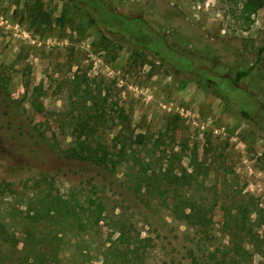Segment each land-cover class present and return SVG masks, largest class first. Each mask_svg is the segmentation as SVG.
I'll return each instance as SVG.
<instances>
[{
  "label": "rangeland",
  "instance_id": "374dc122",
  "mask_svg": "<svg viewBox=\"0 0 264 264\" xmlns=\"http://www.w3.org/2000/svg\"><path fill=\"white\" fill-rule=\"evenodd\" d=\"M114 9L131 35L67 2L0 0V264L130 259L120 231L138 264H230L249 247L244 232L229 243L238 209L264 264V8L246 30L231 0ZM79 112L113 168L64 157ZM188 198L209 229L187 223Z\"/></svg>",
  "mask_w": 264,
  "mask_h": 264
},
{
  "label": "trees",
  "instance_id": "16d2710c",
  "mask_svg": "<svg viewBox=\"0 0 264 264\" xmlns=\"http://www.w3.org/2000/svg\"><path fill=\"white\" fill-rule=\"evenodd\" d=\"M60 2H67L71 4L74 8L82 9L86 12L89 20L91 23L95 25H100L102 28L109 29L113 27L111 30H107L110 33H121L122 31L125 32L124 35L127 37L131 35L125 31L122 26L124 22H127L128 19L125 16L120 15L119 13L115 12L117 4L123 3L124 0H117L114 6V0H57ZM234 7L238 10V17L242 21L243 29H248L250 24L252 23L251 17L255 15L259 10L264 8V0H231ZM135 21H139L142 23L140 19H134ZM114 24H113V23ZM121 28V29H119ZM106 30V29H105ZM156 36H160L154 32H152ZM132 37V36H131ZM134 38V37H133ZM136 41L137 46L141 47L142 49L149 51L145 46L144 43H141L140 40L136 38L131 39ZM158 41L160 39L158 38ZM135 43V42H134ZM157 55V54H156ZM186 57H188L186 55ZM249 71H238L235 82L239 81L241 78L247 76ZM185 82L181 84V88L184 87ZM35 107L38 106L37 103ZM40 110V109H38ZM97 122L96 119H93L90 115L79 114L74 115L71 121V136L72 141L68 148L63 152L64 157L68 159H75L79 161H86L93 163L97 166L104 167L105 169L113 168V166L120 161L113 160L110 156V151L104 142L100 139L96 138V133L94 132V128L96 127ZM144 135H138L135 139V143L143 144ZM116 148V145L114 146ZM117 158L124 157L126 155L124 146H120L118 148V152L116 153ZM145 175L146 169L143 170ZM160 173H156L152 171L148 176L145 178V188L144 190L151 192V187L154 183V177ZM159 188V187H157ZM141 188H137L136 192L139 191ZM165 190V188H161ZM188 215H187V223L189 225H195L199 227H207L210 228L211 220L210 216H207V211H205V205L203 203L197 204L196 201L188 198ZM227 214V213H226ZM229 214V212H228ZM231 221L225 223L228 227L229 231V243L236 244L238 236L244 232L246 235L249 236V241L245 240L247 246L249 247H241L240 253L238 258L236 259L235 255L229 257L230 264H242L247 262L249 264H255L253 260L254 255H260V246L257 245V242H253L252 239L255 237V230H253L250 226H247L248 218L245 212H240L238 209V213L234 216H230ZM232 225V226H231ZM118 239L120 242L126 244V252L128 251L131 258L128 259L125 256L124 259H111L110 264H138V261H141L139 255V247H135L129 241V234L124 232H119ZM149 239H140V242H147ZM113 249L117 250V246H113ZM125 255V254H124ZM126 258V259H125ZM26 264H61L57 260L50 261V259H29L26 255L23 259ZM109 264V263H104ZM261 264V263H257Z\"/></svg>",
  "mask_w": 264,
  "mask_h": 264
}]
</instances>
